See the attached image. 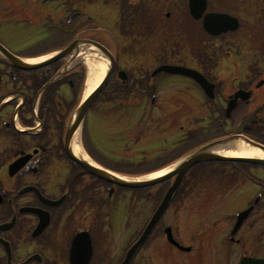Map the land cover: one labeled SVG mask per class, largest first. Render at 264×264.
Segmentation results:
<instances>
[{"label":"flooded vegetation","instance_id":"1","mask_svg":"<svg viewBox=\"0 0 264 264\" xmlns=\"http://www.w3.org/2000/svg\"><path fill=\"white\" fill-rule=\"evenodd\" d=\"M208 13L229 15L230 28L208 33ZM0 47V264H105L118 234L131 230L130 209L131 219L123 217L128 229L115 226L119 193L130 191L87 172L67 152L66 132L86 94L89 58L101 68L113 58L101 98L120 102L127 91L154 122L178 124L175 149L235 136L247 146L256 142L264 154V0H206L199 17L188 0H0ZM19 59L38 66L24 69ZM165 64L196 71L207 88L180 74L151 76ZM93 104L80 128L83 148L76 138L68 149L77 152L76 141L79 151L110 168L83 141L88 114L95 106L98 116L103 99ZM170 130L162 129L165 135ZM199 167L181 179L182 204L201 183L197 196L206 202L215 192L198 178ZM251 168L264 175V167ZM257 183L259 201L247 205L254 208L234 235L228 231L223 264L264 261V179ZM203 208L191 211L194 218L203 219ZM206 231L212 239L205 244L212 251L208 262L216 264L215 250L222 249L215 230ZM122 242L107 264L120 263Z\"/></svg>","mask_w":264,"mask_h":264},{"label":"rangeland","instance_id":"2","mask_svg":"<svg viewBox=\"0 0 264 264\" xmlns=\"http://www.w3.org/2000/svg\"><path fill=\"white\" fill-rule=\"evenodd\" d=\"M128 102H131V99L129 101L123 99V102L119 105L125 103L128 105ZM115 103L116 102L113 104H104V106L101 107L102 110H100L98 116H94L96 112L93 111L88 117V133L87 135L84 134L83 141L88 150L97 159L103 164H107V166H113V168H115L116 165L112 163V160L118 162L121 160L128 163V165H118L128 172H136L133 173L134 176H141L153 170L157 171L162 168H167L169 166H163H166L168 163L172 165L177 162H175V160L182 155L180 152L178 153V150L173 146L175 143L172 138L176 135L175 128L176 130L178 129L177 123L162 124L154 122L151 119V116H148V108H145L144 106H142L143 108H139L134 105L133 101L129 106H120L119 111L112 108V106H114V108L116 107ZM166 126L170 127V131L174 132V134L170 135L171 133L168 132V134L165 135L162 129ZM102 136L103 138H101ZM98 137H100V140ZM168 137L169 139H167ZM80 139L82 144L81 136ZM91 139L95 141L94 145L99 151H101V154H97L93 150L94 148L91 146H95L90 144ZM100 141L101 145L105 148H99L97 144H99ZM111 141H114V143ZM81 148H83V144ZM89 159L91 158L89 157ZM231 172L232 171L229 170V173ZM236 175L233 172V178H226V181L228 179V185L225 184L223 190H215L214 194L210 197L209 202H206V200L203 199V196L196 197V195L195 198L190 196L184 204H182L181 201L173 203L170 206L171 208L169 209L168 214H166L161 221L162 226L170 225L173 229L175 238L183 245L191 246V251L186 253L178 251L166 241L162 229L157 228L151 236L147 246L143 248L139 255H137L133 263L209 264L208 261L212 258V251H210L205 244L211 242L212 239L208 234L204 233L206 230H213L215 222H219V225L216 226L214 230L216 233V244L217 246L219 245V249L222 250L221 252L215 250L214 255L216 258L220 257V260L217 261L216 264H223V249L228 247V231L232 228L235 214L239 210H242L247 202L250 203L258 193L260 188L255 186L256 184H259L257 183V179L259 177L264 179V175L260 173L257 174L256 172L254 173L253 169L244 170L243 174L237 173ZM220 176L226 177L225 173H222ZM252 178L257 179H254L253 182L251 181ZM159 189H161V187L158 186L146 189L142 193V196H140L141 193L135 194L132 192L120 191V203L117 215H121V219L119 224L116 223L115 226L122 228V230L126 229V220H124L123 217L128 220L129 216V219H131L129 209L135 217H132L130 225L131 230H129L130 234L123 231H121L120 236V233L118 234L115 243L109 249V258L113 257L114 252L117 250L116 244L118 241L121 239L124 241L127 236L128 241L130 237L134 234L136 235L142 230L145 222L158 202L157 198H155V194L159 193ZM123 201H127V203L122 205ZM182 206L184 207V210H182ZM200 206H204L203 210L210 213H208L209 215L206 214L202 217L203 219L194 218L195 216L191 211L194 210V208L196 210H201ZM253 218L255 217L250 219ZM132 240L133 238L129 242L121 243V253L124 246L128 245ZM119 251L117 253H119ZM232 253H236L234 259L237 260L239 253L236 251H232ZM109 258L105 260V264H107ZM231 264L235 263L233 262Z\"/></svg>","mask_w":264,"mask_h":264},{"label":"water","instance_id":"3","mask_svg":"<svg viewBox=\"0 0 264 264\" xmlns=\"http://www.w3.org/2000/svg\"><path fill=\"white\" fill-rule=\"evenodd\" d=\"M206 0H189V10L190 13L195 16L199 17L200 14L205 9ZM227 18L224 17V15L221 14H207L204 16L203 19V26L204 28L211 34H218L220 31H223L227 29ZM0 50L3 52V50L0 47ZM7 57L9 58V55L7 54ZM20 64L24 69H32L38 66V64H32L25 60H18L17 62ZM111 68L108 69L105 74L103 80L92 90L87 98L81 103V105L75 110L73 113L69 126L67 128L66 133V147L68 155L77 161L79 164H81L85 169H87L89 172L95 174L99 178H102L104 180L113 182L119 186L127 187V188H144L149 186H154L156 184L162 183L169 178L175 176L174 181L172 184L168 187L164 195L162 196L160 203L156 207L155 211L151 215L149 221L147 222L146 226L144 227L143 231L141 232L140 236L135 240V242L132 244V246L127 250L125 253V257L123 261L120 264H128L129 261L132 259L135 252L140 248V246L146 241L148 236L150 235L151 231L157 224L158 220L170 204L172 197L177 190V187L179 185L180 179L182 174L193 164L197 162L202 161H236V162H247L252 164H258L264 166V159L260 158H247V157H235V156H226L221 155L219 153H216L215 146L218 143L224 142L223 140H217L214 142H211L209 144H206L205 146L201 147L200 149L194 151L190 155H188L185 159H183L181 162H179L174 168L169 170L168 172L160 175L155 176L151 178H125L118 176L116 174H113L105 169L99 168L95 165H91L89 162L85 161L84 159L77 158L71 150L68 149L69 142L73 139V136L75 134V131L77 130L78 126L82 122V119L85 115V112L87 111L88 107L91 105L93 100L96 98L98 93L101 91L105 83L107 82L109 75H110ZM159 72H166L171 74H182L185 76H190L192 78H197L198 76L194 71H191L189 69L183 68V67H176V66H170V65H164L158 67L152 74V76L156 75ZM120 77L124 79L125 74L124 72L120 73ZM205 83H203L204 85ZM252 207L249 209L239 213L237 215V223L234 226L233 230H237L240 226L241 222L247 217V215L250 213ZM167 235V239L169 242L177 246L181 250H188L189 248H185L181 246L178 242L175 241L171 234V228L166 227L164 229ZM241 264H264V261H251L248 259H243L241 261Z\"/></svg>","mask_w":264,"mask_h":264},{"label":"bare ground","instance_id":"4","mask_svg":"<svg viewBox=\"0 0 264 264\" xmlns=\"http://www.w3.org/2000/svg\"><path fill=\"white\" fill-rule=\"evenodd\" d=\"M89 65H90V71H89L88 85L85 92L86 94L91 92L94 89V87L100 82L105 71L104 66L103 68H101V66L97 65L94 61H91ZM75 145L77 148V154H79V149L76 141H75ZM219 152H218L219 154H224L226 156H241V157L264 156V154L259 149L255 147L247 146L245 143L241 142L240 140L227 143L225 146H223L222 150H220ZM168 170H170V167L163 168L159 171L151 173L150 175H147L142 178H151V177L159 176L161 174H164Z\"/></svg>","mask_w":264,"mask_h":264},{"label":"trees","instance_id":"5","mask_svg":"<svg viewBox=\"0 0 264 264\" xmlns=\"http://www.w3.org/2000/svg\"><path fill=\"white\" fill-rule=\"evenodd\" d=\"M137 167H138V166H137ZM118 171H120V172H128V171H126L125 169H123V168H121V167H119ZM128 173H132V172H128ZM133 173H136V172H133Z\"/></svg>","mask_w":264,"mask_h":264}]
</instances>
